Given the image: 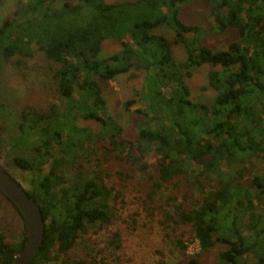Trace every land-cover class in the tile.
I'll use <instances>...</instances> for the list:
<instances>
[{
	"label": "trees",
	"instance_id": "16d2710c",
	"mask_svg": "<svg viewBox=\"0 0 264 264\" xmlns=\"http://www.w3.org/2000/svg\"><path fill=\"white\" fill-rule=\"evenodd\" d=\"M192 1L20 0L0 24V56L24 59L42 51L55 65L61 98L48 111L24 110L12 141L13 149L30 146V155H15L11 163L32 174L27 191L45 221L30 264H89L68 253L80 232L113 218L117 194L99 163L91 165L101 150L149 174V200L165 204L168 220L192 226L200 251L184 264H202L200 255L217 243L226 249L214 264H264V165L256 164L264 163V0L209 1L216 28L238 31L226 49L204 44V29L180 18V7ZM160 25L173 39L153 32ZM113 40L120 49L105 55L104 44ZM174 44L184 46L185 58L175 56ZM205 65L212 68L202 90L215 92L208 102L198 101L189 84ZM135 69L144 71L137 92L145 108L134 109L144 118L130 140L108 110L104 86ZM6 109L1 102L0 114ZM79 117L98 122L100 131L78 126ZM153 150L152 169L144 158ZM25 239V227L16 243L0 230V264H12ZM111 242L120 247V235ZM177 244L185 253V241Z\"/></svg>",
	"mask_w": 264,
	"mask_h": 264
},
{
	"label": "rangeland",
	"instance_id": "374dc122",
	"mask_svg": "<svg viewBox=\"0 0 264 264\" xmlns=\"http://www.w3.org/2000/svg\"><path fill=\"white\" fill-rule=\"evenodd\" d=\"M19 1L0 0V24L12 15ZM65 1L76 0H57L56 3ZM209 1L193 0L181 6L180 18L187 24H198L204 29V44L214 49H226L232 41L238 39V31L229 29L220 32L216 28ZM153 32L164 33L170 39L174 36L165 25L158 26ZM120 47L119 40L107 41L104 44V53L111 54ZM173 52L179 59L186 57L182 44H174ZM54 66L40 50L32 58L20 59L14 56L6 59L0 56V103L8 105L4 115L0 114V162L27 190L32 188V174L13 165L11 158L15 155H30L32 151L28 145L13 149L12 141L19 134L18 124L24 110L34 108L48 111L52 104L61 105L57 82L51 70ZM211 68L210 65H205L197 69L189 81L193 95L198 101L208 102L215 96L212 89L202 90L208 83L207 75ZM143 78L144 71L135 69L104 86L108 110L123 127L121 136L130 140L137 137L138 124L144 118L134 111L137 107L145 108V105L140 103L137 92L142 87ZM128 100L135 101L130 111L124 109V103ZM77 125L90 128L94 132L100 131L101 128L98 122L83 117L77 119ZM93 156L95 159L91 165L96 166L99 163L108 174V184L114 187L117 194L110 201L113 218L100 227L80 232L76 245L68 253L72 259H84L89 264H184L188 256L199 253V243L194 238L192 226L179 217H176L175 221L168 220L165 204L158 197L153 201L149 200L148 194L153 189V180L149 178V174L124 160H117L113 156L104 157L102 150L95 152ZM144 159L153 169L158 155L153 150L147 153ZM256 164L257 167L264 165L261 161ZM179 200H183L182 195ZM0 230L4 232L9 243L21 240L24 231L21 215L1 191ZM116 233L120 235V247L111 242ZM179 238L188 246L185 253L177 244ZM225 249V245L217 243L210 252L200 255L202 264H214L220 252Z\"/></svg>",
	"mask_w": 264,
	"mask_h": 264
},
{
	"label": "water",
	"instance_id": "95a60500",
	"mask_svg": "<svg viewBox=\"0 0 264 264\" xmlns=\"http://www.w3.org/2000/svg\"><path fill=\"white\" fill-rule=\"evenodd\" d=\"M0 191L18 207L25 227L24 245L15 253L12 264H30L37 257L44 241L45 221L42 209L1 162Z\"/></svg>",
	"mask_w": 264,
	"mask_h": 264
}]
</instances>
